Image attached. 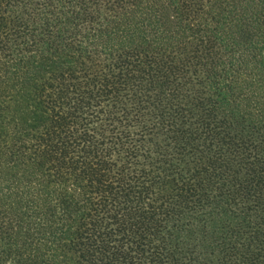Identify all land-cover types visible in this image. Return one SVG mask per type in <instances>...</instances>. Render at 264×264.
<instances>
[{
  "label": "trees",
  "instance_id": "1",
  "mask_svg": "<svg viewBox=\"0 0 264 264\" xmlns=\"http://www.w3.org/2000/svg\"><path fill=\"white\" fill-rule=\"evenodd\" d=\"M0 264H264V0H0Z\"/></svg>",
  "mask_w": 264,
  "mask_h": 264
},
{
  "label": "rangeland",
  "instance_id": "2",
  "mask_svg": "<svg viewBox=\"0 0 264 264\" xmlns=\"http://www.w3.org/2000/svg\"><path fill=\"white\" fill-rule=\"evenodd\" d=\"M236 2V1H235ZM248 27V26H247ZM247 27H245L246 29H245V31H248V33H250V35H251V33L252 34H254L255 33V30H254V28H247Z\"/></svg>",
  "mask_w": 264,
  "mask_h": 264
}]
</instances>
